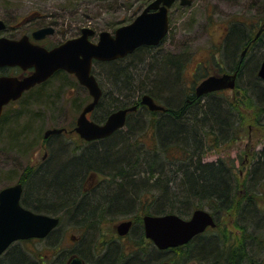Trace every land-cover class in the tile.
Here are the masks:
<instances>
[{"label":"trees","instance_id":"1","mask_svg":"<svg viewBox=\"0 0 264 264\" xmlns=\"http://www.w3.org/2000/svg\"><path fill=\"white\" fill-rule=\"evenodd\" d=\"M150 1L115 0L110 4L113 11L123 5L128 8L134 6V9L126 18L111 22L114 24L101 25V30L115 29L119 24L131 21ZM251 1L259 17L251 22H241L240 14L229 17L226 40L222 49H217L221 51L220 62L224 68L218 64L217 56H214V67L219 72L237 69V92L241 94L243 91L241 98H246L245 109H253L255 122L264 127V81L257 73L258 60L264 50V31L254 39L260 16L264 19V3L260 6L254 4L256 0ZM87 22L77 27L72 24L71 27L78 29L85 24L91 25ZM168 36L169 33L163 42ZM248 45L250 47L245 57L239 61ZM158 48L141 46L127 58L99 64L102 77L113 88L107 89L100 103L103 111L125 107L127 105L121 102L138 97L134 101L138 102L139 107L130 112L128 130H118L101 144L87 145L75 155H71L68 145L55 136L54 140L51 139L52 159L36 170L24 171L20 177L26 186L24 204L37 212L59 216L60 220L68 214L67 217L74 220L91 223L103 217L114 218L125 214L132 215L136 221L140 220L142 214L177 213L189 217L195 209L205 208L217 219L216 227H209L186 244L166 249V253L173 251L180 255L179 260L197 261L199 264H264V204L261 201L264 202V154L260 152L254 156L243 178L232 161L203 160L212 147L233 141L241 132L246 120L242 107L244 103H238L239 99L224 97V92L197 97L195 86L190 94H183L177 82L187 62L186 55L159 52L156 51ZM201 69H206V66ZM171 93H175V96ZM144 94H150L166 110H150L141 103ZM233 103H236L238 126L233 123L235 115L231 116L228 109ZM4 121L5 117L0 121V126ZM136 131L142 141L137 138L132 143L131 134ZM148 139L151 143L145 142ZM210 142H213V146ZM184 145L193 149L189 150ZM141 149L147 153L144 150L141 152ZM167 150L172 155L174 152L177 154L173 156L175 163L164 169L160 164L166 159ZM61 157L67 158L62 168L66 169L61 172V169L53 170ZM145 157L149 160L148 164L144 161ZM89 166L97 167L99 172L116 174V189L108 188L79 199L82 177ZM30 181L31 192L27 190ZM154 182L160 187V194L146 188L147 184ZM140 189L146 193L138 195ZM116 190L120 191L115 196L113 192ZM52 199L60 201L61 205L48 204ZM125 205L130 210L109 212V209L114 211L112 209ZM230 214L234 215L235 226L239 230L235 236L228 234L227 229L220 225V220ZM55 231L50 235L54 245L58 241ZM28 256L22 249L10 250L7 256L0 259V264H34ZM138 261L134 259L130 264ZM114 262V257L107 256L101 264Z\"/></svg>","mask_w":264,"mask_h":264},{"label":"rangeland","instance_id":"2","mask_svg":"<svg viewBox=\"0 0 264 264\" xmlns=\"http://www.w3.org/2000/svg\"><path fill=\"white\" fill-rule=\"evenodd\" d=\"M114 1L0 0V18L6 17L10 20L13 19L12 17L18 16L17 19H23L30 12L40 11L50 16V19L58 23L60 29L63 28L69 34L80 31V27L72 29L75 28L71 27L72 24L77 27L78 24L86 21H89L87 23L99 31L101 25L114 24L111 22L126 18L127 14L134 9V6L128 8L123 5L113 11L110 4ZM257 3L262 6L264 0L254 1L255 5ZM255 10L251 0H193L191 5L184 6L179 3L173 5L169 36L157 46L159 48L156 51H171L186 55L187 62L183 67L179 81L177 80L183 94H190L192 88L202 80L201 78L213 71V67H209L212 65L209 60H213L215 63L214 56H217L218 60H222L221 51L218 50L223 47V38L229 29V17L232 14H240L242 19L251 22L250 20L259 17ZM205 66L206 69H201ZM220 67L219 69H221ZM65 76L61 74L59 77H54L46 88L31 91L30 94L8 104L5 108L6 121L0 126V189L14 184L24 171L36 170L52 159L51 151L48 158L43 159L46 149L43 138L44 131L47 128L61 127L76 119L83 106L90 100L88 95L70 96L68 87L63 85L65 83L59 84L60 81L67 84L73 81L71 77L65 78ZM106 86L109 90L113 89L112 85ZM38 92L37 97L36 93ZM223 95L229 99H238L241 96L237 90L233 89ZM172 96L174 97L175 93ZM242 107L245 110L246 120L240 138L220 147H213L203 157L204 161H215L222 158L234 162L241 178L246 174L254 156L260 152L264 154V127L255 122L256 116H253V111H251L253 109H245V103ZM122 130L127 131L128 126ZM137 138L142 141V137L136 131L131 134L130 142L134 143L133 140ZM72 140L74 144H70L69 147L74 150L76 148L74 145L79 144V140L70 137L68 141ZM145 142L151 143L149 139ZM210 145L213 146V143L210 142ZM74 153L79 154L80 151L75 150ZM60 160L58 164H55L53 170L61 169V172L66 169L62 168L65 167L63 162H66L67 158L61 157ZM99 173L103 174V172ZM54 200L52 199L53 202ZM261 201L264 204L263 200ZM67 215L65 218L64 216L61 218V224L55 229L56 231L54 230L58 240L56 245L52 244L50 234L43 240H19L14 246H18L16 249L26 250V253H33L40 264L47 260L48 256L52 255L54 258V253L66 252L65 250L70 252L79 244L78 239H73L72 235L80 238L86 226L82 225L81 221L74 220ZM125 215L117 216L116 223ZM220 221V225L227 229L228 234L238 235L239 230L235 226L234 215L224 216ZM91 235L93 236V234ZM165 256L167 259H171L173 264H199L197 261L179 260L180 255L173 251L166 253ZM87 257L91 261L94 259V256Z\"/></svg>","mask_w":264,"mask_h":264},{"label":"water","instance_id":"3","mask_svg":"<svg viewBox=\"0 0 264 264\" xmlns=\"http://www.w3.org/2000/svg\"><path fill=\"white\" fill-rule=\"evenodd\" d=\"M176 1L152 0L131 22L117 27L114 32L100 31L96 43L89 38L95 34V30L90 26L84 27L80 36L51 49L32 43L28 36L19 39L0 37V67L20 65L24 69L34 68L33 73L23 78L0 76V119L5 105L20 98L25 90L48 79L58 69H66L75 73L94 97L78 117L77 129L81 135L86 139L101 138L123 127L128 112L136 109V106L114 111L103 125L87 117V113L94 108L102 95V89L95 75L91 73L93 59L113 60L133 53L143 45H160L169 32V9ZM179 1L181 5H191L193 0ZM4 27L5 22L0 19V30ZM52 31L53 27H45L36 31L34 36L40 38L41 35ZM261 31L262 28L257 36ZM258 75L264 79V60ZM237 76V71L209 75L196 86V95L199 97L209 92L233 88ZM141 101L151 110H166V107L157 103L150 94H144ZM60 131V128H50L45 136ZM22 191L21 183L0 190V256L13 242L34 237L44 238L60 223L58 216L23 206ZM131 224V220L121 222L120 233L125 234ZM144 224L147 237L158 247L167 249L188 243L208 227H216L217 220L209 210L197 208L189 218L177 213L147 214L144 216ZM72 264H80V259L75 258ZM159 264H170V262L164 261Z\"/></svg>","mask_w":264,"mask_h":264},{"label":"flooded vegetation","instance_id":"4","mask_svg":"<svg viewBox=\"0 0 264 264\" xmlns=\"http://www.w3.org/2000/svg\"><path fill=\"white\" fill-rule=\"evenodd\" d=\"M175 3L180 4V1L177 0ZM184 6H186V5H184ZM172 7L169 9V15H171ZM17 17L18 16H16L15 18L12 17L13 19H10V20L6 17L0 18L5 22V27L0 30V37L19 39L23 36H28L29 40L32 43L44 46L48 49L54 48V47L64 43L65 41H67L71 38H75V37L80 36L82 33V29L86 26V25H83L80 28V31L78 33L69 34L65 30H63V28L60 29L58 27V23L56 21H53L52 19H50V16H47L46 14H44L40 11L30 12L23 19H17ZM239 20L241 22H244V19H242L241 17ZM259 21L260 22L258 23V32L262 28V31H261V33H262L264 31V19H262V16H260ZM123 24H125V23H123ZM49 26L53 27V31L51 33L43 34V35H41L40 38H36L34 36V33L36 31L43 29L45 27H49ZM87 26H90L95 30V34L89 37L90 40L92 42H95V43L98 42L100 30L98 31L95 27H93L89 24ZM228 28H229V26H228ZM227 33H228V31L226 32L225 37L223 38V44L226 40ZM257 33L254 36V39H257L258 36L261 34L260 33L257 36ZM143 46H149V45H143ZM249 47H250V45H248V47L243 50L239 61H242V59L245 57ZM261 53L262 54L260 55V58L258 60V71H257V73L259 72L261 64L264 60V50ZM128 56H129V54H127L124 57L113 59V60L124 59V58H127ZM113 60L93 59V64H92L91 73L93 75H95V77L99 83V86L102 89V95H101L98 103L94 106V108L87 113V117L91 121H94V122L101 124V125L106 123L108 117L114 111L120 109V108H117L114 110H109V111L104 110L103 111L100 108V103L104 100L107 89H108L106 86V85H108V83H105L106 81H104V78L99 76L98 66L101 63L113 61ZM217 60H218V58H217ZM209 62L212 63V65H209V67H213V71L211 73H209V75H212V74L220 75V74H223L224 72H235V71H237V69L233 68V69H230L229 71L219 72L214 67L213 60L212 61L209 60ZM217 62L221 66V68H224V64L221 63L220 60ZM33 71H34L33 67L28 68V69H24L20 65H4V66L0 67V76L9 75V76H17L19 78H23V77L33 73ZM61 74L66 75L65 78L71 77L73 79V81L70 82L69 84H67L66 82H62V81L59 82V84L65 83L63 85H66L68 87V89H69L68 94L70 96L81 95V97H82V96L88 95L90 97V100L81 109V111L79 113V115H80L82 113V111L84 110V108L86 107V105L89 104L91 101H93L94 97L90 93L89 88L79 80L77 75L75 73L69 72L66 69H58L48 79H46L45 81H42L40 83H37L34 86H32L31 88L25 90L20 98H18L17 100L11 101L8 104H10L12 102L14 103V102L20 100L25 95L30 94L31 91L41 90L42 88H46L49 85L50 81L54 77H59ZM258 77L262 81H264L263 78H261L260 76H258ZM65 78H64V80H65ZM238 80H239V77L237 76L236 85L233 88H226V89H221V90H217V91H213V92L220 94L223 92L225 93V92L232 90V89L238 90V86H237ZM198 83L195 85V90H194L195 95H196V86L198 85ZM209 93H211V92H209ZM209 93H207V94H209ZM36 94L38 97L39 92ZM36 94H35V96H36ZM202 96H204V95H202ZM75 99H76V97H75ZM7 105H5L4 108H6ZM121 108H123V107H121ZM134 111H136V110H134ZM156 111H159V110H156ZM79 115L77 116L76 119L72 120L71 122H69L66 125H63L61 127H52V128H60L61 129L60 132L53 133L52 136L53 137L58 136L61 140H63L62 143L68 145V147L71 146L70 144H74L73 140L68 141L70 137H75L79 140V144L74 145V147H79V148L81 147L83 149L87 145L88 146H90L92 144L99 145L105 139H109L118 130H121L127 126V121H128V117L130 115V112L127 115V121L123 127L118 128L117 130H115L110 135H107V136L101 137V138H95V139H86L78 131L77 127H78ZM3 117H4V111H3V115L0 119V121L3 119ZM243 127H244V125H243ZM212 143L213 142H211V144ZM51 144H52V142L50 141V139H48V140L46 139V141L44 142L46 149L44 151L45 153H44L43 159H45V160L48 158L49 152L50 151L52 152ZM80 151H82V150L80 149ZM219 159H222V158H219ZM27 171H29V169ZM16 183L22 184L23 191H22V195H21V203L23 206L28 208L24 204V201H23V200H25V197H26V195H25V192H26L25 183L23 181H21L20 178H18L14 184H16ZM10 185H12V184H10ZM115 185L117 186L116 180L113 177H111L105 173L100 174L99 172H97V170L96 171L92 170V171L88 172L85 176L83 175V177H82V182L80 184V192H81L80 199H83L88 194H92L94 192L106 191L108 188L109 189H116ZM7 186H9V185H7ZM109 210H110L109 212H113V213L116 212L115 209H112L114 211H111V209H109ZM145 215H147V214H144V215L142 214L140 220H138V221H136V219L133 218L132 215H130V214L125 215L117 223L115 221L116 217H114V218L103 217L102 219L94 221L93 223L81 221V224L86 226V227H84V230L81 233L82 236L80 238L72 235V238L78 239V242H79V244L76 245L75 249L71 250L70 252L68 250H65L66 252L62 251L61 253L60 252L54 253V255H53V256H55L54 258L52 257V255L48 256V259L44 260L41 264H72V261L75 258L80 259V264H101V261L104 258H106L107 256L115 258V262L113 264H130V262H133L134 259L139 260L140 262H142V264H159V263L164 262V261H169L170 264H173L172 260L167 259L165 256L166 249H162V248L158 247L152 239L147 237L146 230H145V224H144V216ZM105 218H107V219H105ZM128 220H131L132 224L125 234H121L119 231V225L121 222L128 221ZM61 222L62 221L60 220L59 225L61 224ZM57 227H55L44 238L36 237V238H29V239H31V240H43L45 238H48V236L50 234H52V232H54V230L57 229ZM208 229H209V227L206 230H208ZM91 234H93V236H91ZM29 239H23V240H29ZM23 240H21V241H23ZM18 241H16V242H18ZM16 242L12 243L8 247V249L1 255L0 259L4 256H7L8 252L10 250L22 249V248L16 249L18 247V246H14ZM91 247H93V248H91ZM149 247L151 248V250H149ZM22 250H24V249H22ZM116 250H118V251L116 252ZM24 251H26V250H24ZM63 252H64V254H63ZM30 254L28 256L29 259H31V261L34 264H40L38 261V258L36 256H34L33 253H30ZM62 256H64V257L62 258ZM87 256H94L93 261H91V259H88Z\"/></svg>","mask_w":264,"mask_h":264},{"label":"bare ground","instance_id":"5","mask_svg":"<svg viewBox=\"0 0 264 264\" xmlns=\"http://www.w3.org/2000/svg\"><path fill=\"white\" fill-rule=\"evenodd\" d=\"M55 21V20H54ZM98 73H99V76L100 77H102V74H101V72L100 71H98ZM259 76V75H258ZM103 78V77H102ZM106 79H104V81H105ZM105 83H107V82H105ZM243 91H241V96L243 95V93H242ZM131 96H132V94H130ZM130 96V97H131ZM241 96H239V102L238 103H244L245 102V100H246V98H241ZM46 97V96H45ZM135 99H138V97L137 98H135V97H131L130 98V100H128V102H121V104H125V105H127V106H125V107H123V108H134L135 106H136V109H134V110H137L138 109V107H139V104H138V102L137 101H134ZM241 99H242V101H241ZM141 100H142V98H141ZM141 103H142V101H141ZM143 104V103H142ZM144 105H146V104H144ZM147 106V105H146ZM148 107V106H147ZM149 108V107H148ZM5 109V108H4ZM229 109V113L231 114V116H233V115H235V119H233V123L235 124V126L238 124H236V117H237V113H236V103H233V106L231 107V108H228ZM134 110H132V111H129V112H133ZM4 112H5V110H4ZM128 112V113H129ZM234 126V127H235ZM238 126V125H237ZM233 127V128H234ZM48 129H50V128H47L45 131H44V134H43V138H44V142L46 141V139L48 140V139H50V141L52 142V144H53V141L52 140H54V137L52 136V134H49L48 136H45V134H46V131L48 130ZM241 133H242V130H241V132H239L238 134H237V136L233 139V141H236V140H238L239 138H240V136H241ZM51 136V137H50ZM50 137V138H49ZM225 137V136H224ZM52 139V140H51ZM233 141H231V142H233ZM231 142H229V143H231ZM52 144H51V146H52ZM208 144V143H207ZM228 144V143H227ZM185 147H187L189 150H191V149H193V148H191V146H188V145H184ZM68 149H69V152L71 153V155H75L76 153H74V151L75 150H79L80 151V149H81V147L79 148V147H76L74 150H72L70 147H68ZM143 150L144 149H141V152H143ZM145 151V150H144ZM81 152V151H80ZM145 153H147V151H145ZM176 152H174L173 153V155H172V152L171 151H169V150H167L166 151V153H165V156H166V159H164V161L160 164L161 166L160 167H162V168H170L174 163H175V161H174V157H176ZM174 156V157H173ZM144 161H145V163H147L148 164V158H146L145 157V159H144ZM92 170H97V167H94V166H89L88 168H87V170H86V172L84 173V176L88 173V172H90V171H92ZM157 171H158V169H156ZM108 172H110V171H108ZM109 176H111V177H113L115 180H116V178H118L117 177V175L116 174H113V173H110V174H108ZM85 178V177H84ZM84 180V179H83ZM31 183H32V181H30L29 183H28V187H27V190L29 191V192H31L30 190H32V185H31ZM148 186L146 187L147 189H149V190H152L155 194H160V192H161V189H160V187H158V185H156V183L154 182V183H152V184H147ZM120 190H116V191H114L113 193L115 194V196H116V194L119 192ZM145 191H144V189H140L139 191H138V195H140V194H143ZM146 193V192H145ZM118 196V195H117ZM80 197H81V192H80ZM80 197H79V199H80ZM60 202V201H59ZM57 200L55 201L54 200V202L52 201V200H50V201H48L47 203L49 204H52V205H55V206H57V207H59L60 205H61V203H59ZM132 207V206H131ZM129 209V207H127L126 205L125 206H123V207H119V208H115V210H118V211H127ZM56 210H58V211H60V209H56ZM63 209H61V211H62ZM130 210V209H129ZM42 213H45V212H42ZM193 213V212H192ZM45 214H49V213H45ZM60 214V213H59ZM49 215H52V216H56V215H53V214H49ZM192 215V214H191ZM190 215V216H191ZM189 216V217H190ZM59 217V216H58ZM189 217H185V218H189ZM217 220V219H216ZM179 258V257H178ZM136 264H142V262H140V261H138Z\"/></svg>","mask_w":264,"mask_h":264}]
</instances>
